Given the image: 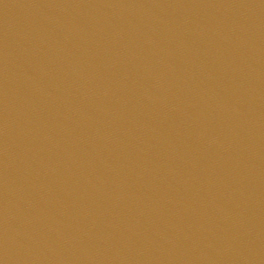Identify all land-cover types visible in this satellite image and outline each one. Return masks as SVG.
Wrapping results in <instances>:
<instances>
[{
	"label": "water",
	"instance_id": "obj_1",
	"mask_svg": "<svg viewBox=\"0 0 264 264\" xmlns=\"http://www.w3.org/2000/svg\"><path fill=\"white\" fill-rule=\"evenodd\" d=\"M0 264H264V0H0Z\"/></svg>",
	"mask_w": 264,
	"mask_h": 264
}]
</instances>
